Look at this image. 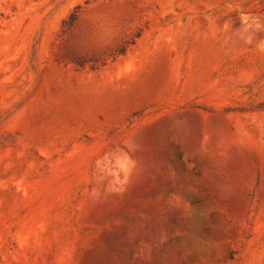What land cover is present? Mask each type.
I'll return each instance as SVG.
<instances>
[{
    "label": "rangeland",
    "instance_id": "obj_1",
    "mask_svg": "<svg viewBox=\"0 0 264 264\" xmlns=\"http://www.w3.org/2000/svg\"><path fill=\"white\" fill-rule=\"evenodd\" d=\"M0 264H264V0H0Z\"/></svg>",
    "mask_w": 264,
    "mask_h": 264
},
{
    "label": "trees",
    "instance_id": "obj_2",
    "mask_svg": "<svg viewBox=\"0 0 264 264\" xmlns=\"http://www.w3.org/2000/svg\"><path fill=\"white\" fill-rule=\"evenodd\" d=\"M76 12L77 11L72 13L68 20L64 21V25L73 26L75 24V22L77 20ZM125 52H126V49L122 48V49H120L119 54H124ZM76 63H77L78 66H83V63L80 60L76 61Z\"/></svg>",
    "mask_w": 264,
    "mask_h": 264
}]
</instances>
